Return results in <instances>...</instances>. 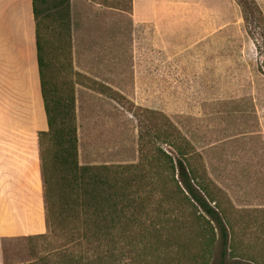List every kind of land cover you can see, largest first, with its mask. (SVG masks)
Returning a JSON list of instances; mask_svg holds the SVG:
<instances>
[{"label": "rangeland", "instance_id": "rangeland-1", "mask_svg": "<svg viewBox=\"0 0 264 264\" xmlns=\"http://www.w3.org/2000/svg\"><path fill=\"white\" fill-rule=\"evenodd\" d=\"M162 3L163 37L149 24L133 25L130 0H70L69 28L48 31L49 74L73 101L78 163L138 162L145 126L156 148L171 150L158 139L168 122L189 141L190 164L226 226L222 263L264 264V0H247L248 22L237 0ZM174 212L184 222L162 231L171 253L146 264H220L215 223L205 255L188 211ZM33 246L4 240L1 264L32 261Z\"/></svg>", "mask_w": 264, "mask_h": 264}, {"label": "trees", "instance_id": "trees-1", "mask_svg": "<svg viewBox=\"0 0 264 264\" xmlns=\"http://www.w3.org/2000/svg\"><path fill=\"white\" fill-rule=\"evenodd\" d=\"M237 2L248 22L252 13L246 10L247 0ZM32 5L48 124L47 130L38 133L47 229L21 238L31 247L33 241H41L50 248L43 253L33 246L34 259L21 264H146L152 262L148 258H164L171 253L173 242L162 231L172 221L184 222L174 212L177 209L187 210L186 220L199 229L205 255L214 235L211 222L215 223L223 264L226 226L211 204L214 199L206 180L190 164L195 152L174 126L165 122L158 135L171 150L156 148L155 137H149L151 128L145 126L139 133L138 162L78 163L73 101L55 89L46 51L48 31L69 28L70 0H33ZM172 197H178L175 203Z\"/></svg>", "mask_w": 264, "mask_h": 264}, {"label": "crops", "instance_id": "crops-1", "mask_svg": "<svg viewBox=\"0 0 264 264\" xmlns=\"http://www.w3.org/2000/svg\"><path fill=\"white\" fill-rule=\"evenodd\" d=\"M32 1L0 0V264L4 240L47 229L38 133L48 124ZM162 2L131 0L133 25L149 24L163 37Z\"/></svg>", "mask_w": 264, "mask_h": 264}]
</instances>
